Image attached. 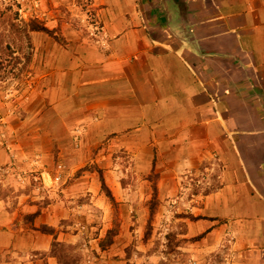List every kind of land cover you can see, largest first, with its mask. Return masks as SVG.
<instances>
[{"label": "crops", "instance_id": "obj_1", "mask_svg": "<svg viewBox=\"0 0 264 264\" xmlns=\"http://www.w3.org/2000/svg\"><path fill=\"white\" fill-rule=\"evenodd\" d=\"M73 1L33 0L22 20L51 34L5 39L34 89L12 116L0 97V170L46 191L0 176V264H58L52 244L110 209L102 180L151 225L173 205L183 264H264V0H94L104 39L66 23Z\"/></svg>", "mask_w": 264, "mask_h": 264}, {"label": "rangeland", "instance_id": "obj_2", "mask_svg": "<svg viewBox=\"0 0 264 264\" xmlns=\"http://www.w3.org/2000/svg\"><path fill=\"white\" fill-rule=\"evenodd\" d=\"M94 0H74L72 6V13L66 14V23L73 25L74 31L78 34H85L90 39L92 38H106L104 32L101 30L98 23L97 10L98 7L94 5ZM33 0H0V97L3 104L10 108L9 114L15 113L17 110L18 100H26L30 96L34 89V80L30 74H26V71L22 68L24 67V60L22 59V53L16 45L11 46L9 43L6 44L5 39H7L13 31L10 25L12 17L17 18L16 22L22 21L23 15L31 14L35 7L33 6ZM24 11L21 15V11ZM16 15H18L16 17ZM32 15H36L32 13ZM41 15V14H40ZM72 15V18H71ZM20 16V18H19ZM37 21L41 22L38 17ZM14 44V41H13ZM11 47V50H8ZM22 60V63L15 67L13 64L16 59ZM15 67V68H14ZM14 68V69H13ZM24 71V72H22ZM22 72V73H21ZM81 135H76V140L73 141L75 144H80ZM114 159V158H113ZM115 163L124 164L126 166V160L124 156L116 159ZM59 164V163H58ZM56 164V166L58 165ZM55 166V167H56ZM62 166V165H61ZM122 174V172H119ZM0 176L2 181L6 179L15 178L18 185L22 188L34 187L36 182L34 178H38L39 182H43L41 176L34 171H27L22 169H16V166H8L0 170ZM6 177V179L4 178ZM8 180V182L11 180ZM14 181V180H13ZM54 181V179H53ZM55 186L59 187V184L54 182ZM12 186V184H11ZM13 193L15 196V188H4ZM34 190V189H33ZM35 191V190H34ZM136 191V190H135ZM42 193V192H34ZM104 195V191L102 192ZM107 197V196H106ZM108 201L110 199L107 197ZM111 202V201H110ZM112 205V206H111ZM136 205L129 208L126 204L122 206L118 204V216L119 223L118 227L114 229L118 232L122 225L126 227V235L120 238L121 243H119L113 250L102 254L100 249V243L104 240L108 231L116 226L115 223V210L112 202L110 203V209H91L87 210L88 220L85 224L79 223L81 226L80 231L83 233L76 243H65L59 242L58 244L64 245L65 256L70 255L71 260L74 261L73 264H126V261L130 259L127 264H183L186 262L185 257L181 253L176 252L172 255H166L167 247V235L170 233H176L180 231V225L174 220L176 209L173 205L168 206V210H164L163 216L155 221V225L148 224L144 220L140 219L135 212H137ZM141 207V206H140ZM127 214V217H126ZM89 215H92L89 217ZM136 216V219H134ZM110 221V222H107ZM108 223L112 224V228L104 233V237L98 241V247L100 249V255L97 253L93 247H96V243L93 242L94 238L97 239L101 235V231L106 229ZM86 229H83V227ZM92 230L91 235L90 231ZM78 228V227H77ZM115 239V238H114ZM58 242V241H57ZM55 243V242H54ZM52 244V246L54 245ZM114 243V242H113ZM112 245V244H111ZM110 245V246H111ZM108 246V247H110ZM67 248V249H66ZM75 257L81 258L77 260ZM57 260V259H56ZM58 261V260H57ZM124 262V263H123ZM59 264V262H58Z\"/></svg>", "mask_w": 264, "mask_h": 264}, {"label": "trees", "instance_id": "obj_3", "mask_svg": "<svg viewBox=\"0 0 264 264\" xmlns=\"http://www.w3.org/2000/svg\"><path fill=\"white\" fill-rule=\"evenodd\" d=\"M18 15H16L17 17ZM10 25L12 28L13 33L16 35V37H18L20 40H23L24 38H27V43L28 46L30 45V39L29 38V34L30 33H35V32H44V33H48L51 34L50 32H48L43 26L42 24L35 20H30L29 22H25L24 20L20 21V22H16L15 17L10 18ZM1 45V43H0ZM20 51L22 50V46H19ZM8 50H11V47H8ZM24 64H23V68L24 71L26 70L28 64H29V58L28 57H24ZM22 63V60H20L19 58L16 59V62H14V66L17 67L19 64ZM14 67V68H15ZM13 68V69H14ZM22 71V72H24ZM21 72V73H22ZM102 190L104 191L105 195L110 199V201L112 202V204L114 205V210H115V223L116 226L114 228H112L110 231H108V233L106 234L105 238L103 241H101L100 243V249L102 251H106L108 249V246H110L111 244H113L114 242V238L117 236V231H115L114 229H116V227H118V223H119V216H118V204L116 203L114 197L112 196V193L110 192V190L106 187L104 181L102 180ZM154 203H152V210H151V217H153V213L155 210L156 205H154ZM151 220V218H150ZM148 224H151V221H149ZM59 242H55L54 245L52 246V251L51 254L53 257H55L59 264H73L74 261L71 260V256H65L63 253L65 252V247H63L64 245H60L58 244ZM183 242L177 237V234L174 233H170L167 235V251H166V255H172L176 252H178V247L182 244ZM67 249V248H66ZM77 260H81V258L79 257H75ZM161 264H165V263H161Z\"/></svg>", "mask_w": 264, "mask_h": 264}, {"label": "built area", "instance_id": "obj_4", "mask_svg": "<svg viewBox=\"0 0 264 264\" xmlns=\"http://www.w3.org/2000/svg\"><path fill=\"white\" fill-rule=\"evenodd\" d=\"M62 174H63V166H59L58 167V173H57V175L54 178V182L56 184H59V183L62 182V180H63V175ZM34 180L36 182V186H34L35 191L44 193L46 191V187H45L44 183L43 182H39L38 178H34Z\"/></svg>", "mask_w": 264, "mask_h": 264}]
</instances>
